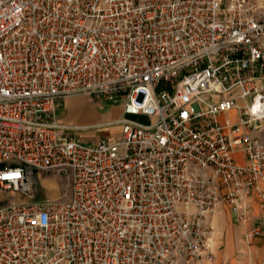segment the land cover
Masks as SVG:
<instances>
[{
	"label": "built area",
	"instance_id": "1",
	"mask_svg": "<svg viewBox=\"0 0 264 264\" xmlns=\"http://www.w3.org/2000/svg\"><path fill=\"white\" fill-rule=\"evenodd\" d=\"M75 96L120 135L80 140ZM263 135L264 0H0V264H215L221 208L262 233ZM41 172L70 197L23 200Z\"/></svg>",
	"mask_w": 264,
	"mask_h": 264
},
{
	"label": "crops",
	"instance_id": "2",
	"mask_svg": "<svg viewBox=\"0 0 264 264\" xmlns=\"http://www.w3.org/2000/svg\"><path fill=\"white\" fill-rule=\"evenodd\" d=\"M82 100V104H79L77 101ZM92 99L88 97V99L84 98V96H75L65 99L61 105H59L57 113L58 118L61 123L74 125L80 128L77 132V136L80 140L84 142L97 143L103 138L98 136H92L91 141H87V133L92 131L91 129H96L97 127H103L108 125L109 123H116L120 118L124 116L123 107L121 104L109 103L105 104L106 101H98L92 102ZM231 116L232 118H237V113L235 111L223 115V117ZM117 125H114V127ZM89 130V131H87ZM82 132V133H81ZM87 134V135H86ZM85 135V137H82ZM264 138V135H263ZM236 159L238 162L242 164H247L246 157L243 153L239 152L236 155ZM231 218L230 216H225L220 214H216L214 216V223H223L226 218ZM233 219V215H232ZM231 219V220H232ZM251 219L252 223H260L262 228L264 229V212L260 210L257 199L251 204ZM240 232V231H239ZM218 233V232H217ZM220 234V232L218 233ZM234 234L227 233V242L228 245L225 249V253L221 255V258H215V264H220L222 262H226L228 264H240L242 258L245 259L246 262V254L239 253V251H244L245 247L243 245V239L245 237V232L242 234V231L237 236V247H232L234 245ZM252 249L254 251V256L259 257L263 260L264 258V231L262 233L254 236L252 239ZM214 251V249H213ZM215 253V252H214ZM256 264V263H255Z\"/></svg>",
	"mask_w": 264,
	"mask_h": 264
},
{
	"label": "rangeland",
	"instance_id": "3",
	"mask_svg": "<svg viewBox=\"0 0 264 264\" xmlns=\"http://www.w3.org/2000/svg\"><path fill=\"white\" fill-rule=\"evenodd\" d=\"M84 98L88 99V97L84 96ZM141 99V98H140ZM92 102H97V100H91ZM79 104H82V100L77 101ZM112 102H107L105 104H109ZM114 104V103H113ZM118 104V103H116ZM135 120H138L143 123H148L149 119L145 116H132ZM121 127L119 125L115 126L111 125H105L103 127H97L95 130L91 129L92 131L86 132L87 134V141H91L92 136H98L100 138H110L115 139L118 137L121 133ZM89 131V130H87ZM82 133V132H81ZM82 137H85L83 135ZM36 185V191L34 195L29 198H22L23 200H45V199H68L70 197L71 191H70V178L69 174L62 172H41L38 177H36L35 180ZM14 199L13 196H11L10 193L0 191V205L7 204L10 200ZM222 214L225 216H230L225 219L223 223H214L215 227V233L212 240V247L214 249V255L215 258H221V255L225 253V249L228 245L227 242V233H233L234 236V245L232 247H237L236 244L238 242L237 236L242 231V234L246 233V228L238 225L233 222L232 219V213L226 209L221 208L216 214ZM232 219V220H231ZM253 224H251L248 228L252 227ZM240 231V232H239ZM262 231L264 229L262 228ZM220 232V234L218 233ZM256 236V235H255ZM254 239V236L252 237ZM252 239L250 241L246 240L244 237L243 239V245L245 247L244 251H239V253H245L246 254V262H244L245 259L242 258L240 264H264V258L263 260L259 257L254 256V251L252 247Z\"/></svg>",
	"mask_w": 264,
	"mask_h": 264
}]
</instances>
